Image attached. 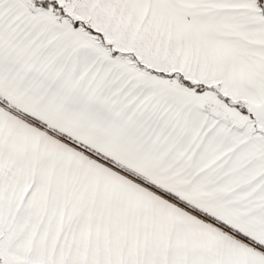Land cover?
<instances>
[{
  "label": "snow or ice",
  "instance_id": "6c2138e0",
  "mask_svg": "<svg viewBox=\"0 0 264 264\" xmlns=\"http://www.w3.org/2000/svg\"><path fill=\"white\" fill-rule=\"evenodd\" d=\"M0 264H264V0H0Z\"/></svg>",
  "mask_w": 264,
  "mask_h": 264
}]
</instances>
